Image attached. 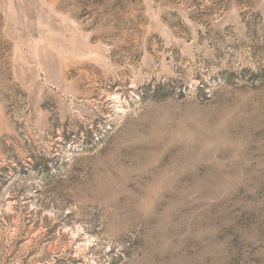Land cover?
<instances>
[{
	"label": "rangeland",
	"instance_id": "rangeland-1",
	"mask_svg": "<svg viewBox=\"0 0 264 264\" xmlns=\"http://www.w3.org/2000/svg\"><path fill=\"white\" fill-rule=\"evenodd\" d=\"M0 264H264V0H0Z\"/></svg>",
	"mask_w": 264,
	"mask_h": 264
}]
</instances>
